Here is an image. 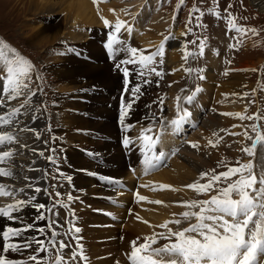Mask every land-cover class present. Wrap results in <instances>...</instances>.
<instances>
[{
    "label": "rangeland",
    "instance_id": "1",
    "mask_svg": "<svg viewBox=\"0 0 264 264\" xmlns=\"http://www.w3.org/2000/svg\"><path fill=\"white\" fill-rule=\"evenodd\" d=\"M89 2L92 4L93 0H90ZM113 2H115V0H100V3L98 5L93 2L92 6L95 8V12L97 13L96 14L98 19L97 25H92V26H89L88 24L82 26L76 25L74 27L69 28L70 24L65 22L64 13H58L54 15L52 18H49L50 20L53 21L52 23H56L58 24V26L61 25L60 28L61 30L67 32L73 31L74 34L77 33L78 36H81L82 38L77 40H72L68 37V35L67 36L64 35L61 36L60 40H57L55 43L53 42L41 43V42L31 41L30 35L32 34L31 29L35 26L40 25V22L44 21V17L41 15L40 18L38 19L39 16H34L33 14H30L28 10L29 3L28 2L26 3L25 0L24 1L0 0V41H2L4 44L9 45L10 48H15L20 55L24 56L26 59H29L35 65V72L33 73V80L30 86L33 90L37 91V95L33 97L32 99L33 102L31 106L33 109L36 108L41 109V112L39 113L29 112L32 115L36 114L40 117L36 121L34 122L32 121L33 125L40 126L41 131H43L42 143L45 140L49 141L47 147H56L58 149L57 154L62 157V159L58 162L57 165H53L49 162L45 164V158L42 157L43 160L42 169L45 168L49 173L47 177H44L45 188H47L49 191H53V189L59 190L62 193L72 192L74 197L80 199V200L75 199V201L68 202L69 205H71L69 206V208H63L60 207L59 205L53 207V203H54L53 199L49 198L44 192L36 193L37 196L43 194L42 203L48 202L47 206L49 208H53V212H58L59 214L57 217L54 216L53 213H47V216L49 217L50 220L58 219L59 224L55 225L53 229H47L46 231L48 235H44L43 237L45 238V240H48L50 238L56 240L63 239L66 244L71 245V247L65 248L62 253L65 256L66 260L70 262V264H85V262H83L80 258H77V260L74 262L71 261L73 250L78 251V249H76V240L74 239V237L80 238L79 242L80 244L83 245L84 254L88 257L86 264H130L127 254L130 253L132 250L131 242L139 238V236L147 237L150 234L149 232L137 233L136 236L131 237V234L128 232L129 231L128 228L127 230H125V228L131 223L127 221L129 220V218L131 219L133 218V215H131L127 219L128 214H130V212L134 214L138 213L139 208L141 209L140 206L141 203L147 204L150 207L153 205L156 206L150 209L151 210L150 214L157 212L156 208H161V207L165 209L171 207L177 209L174 213H172L173 211L171 213L172 214L179 213L176 216L178 217L177 219H181L182 222L180 225H175V224L172 225L170 224L171 226L169 225L171 228L173 226L172 229L174 231H177V230H182L185 227H188L190 223L196 222L195 219H192L190 221L183 219L181 214L184 211L188 210L183 206L185 202L191 200L210 199L212 195L217 194L215 189H213L208 193H197L194 190L187 188L185 185H182L181 188H183V190L186 189L185 191H183V193L179 191V186H175L177 190L175 188H174L175 190L172 189L171 191L168 189L169 192L167 191V189H163V191L159 190L161 194L155 196V198L147 196L145 201H137V199L133 197L132 195L133 192H132L128 194V196H130L131 194L130 197L132 198L130 200L131 208H129L128 211L125 212V216L119 219L120 221L117 222L114 219V217L117 214V211L119 210L118 207L116 208L117 210L115 209L116 205H118L116 198H114L113 200L106 198L105 201L108 202V204H101L99 202H102L103 199L95 196L96 193L92 196L90 192L78 191L81 190L76 186V180H78V177L73 179V185L71 186L68 185L62 178L57 177V179L55 180L51 178V174L56 171L57 167H59L65 173L67 172L69 168L67 153H71L72 151H74V149L75 150L77 149V153H80L83 157L86 156L85 157L86 159L84 160L89 163L87 159H91V158L86 153L89 151L88 149H91L92 147L84 146L83 145L84 141H81L79 138L83 137L86 139L87 137L88 140H91L94 143L95 142L99 143L100 141H102L101 142L102 144L113 145V147L116 146L115 144H117L118 147L119 144L118 139H121L123 137V135H121V128H119V130H117V132L113 134L100 132V134H98L99 136H97L98 137L97 139L92 138L93 133L90 132V130L86 132H82V131L76 132L77 130H75L71 132L72 134L70 133L68 135L73 136V138L74 136H76L77 139L74 140L70 139V143L72 145H69L70 143L69 144L67 143V139H66L67 137L64 136L66 135L68 129L65 126H63V124L61 123L62 121L61 116L62 115H70L71 117L76 116L84 121L90 119L91 116L89 115V112L83 111V109L79 108V110L76 109L71 110L68 107L64 108V105L71 103H77L79 105H87L85 104L84 97L88 96L89 93L84 88L78 89L77 91L80 90L79 93L77 91L76 93H71L72 91H68V90L61 91L60 86L58 85L55 79L56 73L53 71V69L57 66V63H55L56 60L54 59L56 58V56L58 59H63V60L67 58V56H71L73 58H76L82 63L94 64L97 66H100L101 63H109L114 67V61L109 58L107 49L104 47L107 41V34L111 30L107 28L105 25H103V20L101 19L102 16L104 17L105 13H108L103 10L104 6H107V8L111 11L109 13L110 18L113 17L116 18L113 22L110 23L111 25H115L118 19L125 20L133 27L135 26L136 28H139V30H141L142 37L145 38L146 36L151 35L150 37L153 40L158 41L156 43L154 42L152 43L153 40L145 41L147 44L146 45L143 44L141 38L135 37L136 34L129 35L127 32L122 31L121 38L128 45L141 49H146L147 50L146 54H148V52L155 51L156 47L159 46L160 43L164 40V36L171 35L172 37H174L172 30L181 33L180 36H177L176 33H174L175 37L170 38L168 41L165 42V54L163 57L164 63L163 64L157 63L156 65L158 70L162 71V76L157 77L154 74H152L151 76L147 77L152 81V83L149 84L148 86L146 85L147 87L143 91V95L140 97L141 99L140 103L142 105V107H140L141 120L143 121L144 119H147L148 120L147 123L153 126L154 129L153 134H160L161 140L158 145L160 144L163 145L164 143H167L166 141H169V138L172 137L168 145L166 144L167 147L164 148L165 151H167V156H166L167 162L166 164L165 161L162 162V165H164L166 169H163V167L160 166L159 170L150 172L149 174L145 175L148 177L144 176V179L146 181L153 182L152 181L153 178H151L152 175L158 174L159 172L162 171L170 170L169 168H171L174 162L183 161L181 157L182 156L187 157V155L184 154L185 153L184 150L187 148H192L191 144L188 143L190 141L192 143H198L202 152L204 149V152L206 154L204 155L205 161H203V163L207 164V150L210 149L209 151L210 155L213 154L216 158V161L212 163L210 169L211 170L215 169L216 174H219L220 172L223 171H227L228 167L238 166L236 163L237 161H240L241 163L253 164L254 174L256 175L258 174L257 175L258 178L261 174L256 169L255 154L249 156L248 154L246 155V153L242 151L244 146L251 147L252 144L251 143L252 141L245 139L242 133L247 128L249 135L255 138V134L251 132L250 125L256 123V121L243 120L241 123L242 129H240L237 132V133H241V135L238 136L236 135L232 136L231 134L232 131L230 130V127H227L224 130L220 129L218 133L216 134L214 133L215 136L214 135L211 136L213 139L208 138L209 140H212V144L216 145L215 147H213L212 144H209V140H207V133H205L207 132V127L204 125V122L205 123L207 122V116H208L207 112L204 115H201V117H198V120L193 124V126H188L191 124L183 125L184 126L183 129L182 130L179 129V132L173 126H170L171 125L170 122L177 115L175 110L176 97L178 96L177 94L178 93L181 94V95L179 94V97H181V105L184 104L188 105L187 103L184 102V97L189 95L188 93L189 87L192 88L193 87L195 88L197 86L199 88L202 87L201 85L205 81H202V79H198V76L199 75L204 76L205 75L204 71L207 69V67L211 68V70L216 68L215 73L213 71L212 73L215 76L217 74L218 76L220 75V77L216 76L217 80L214 81V87L210 86L211 89H214L212 90L211 93L213 94V99H214L211 102L212 104L211 108H213V111L215 112L217 110L216 105H218V104L215 105L213 103L216 102L217 99L218 93L216 95V91L218 90L223 91L224 90L223 84L228 83V82L224 83L223 81L224 80L223 75H225V73H227L226 75H229L228 67L232 65L234 66V65L248 64V63L251 64V69L237 73V74L246 75L248 77L246 78L248 84L244 85L245 87L243 86L240 89V96L241 98H243L242 100H244L246 103V104L244 103L246 106L244 115L259 114L261 117H264V66H263L264 10L260 11L255 5L252 4L251 0H185L184 4H181L180 0H167V2L166 0H149V1L146 0L144 2V4L146 3L145 6H149V5L150 6L146 13L142 12L143 15L138 13L134 14V12L130 11L127 8L125 9L127 10V13L124 10L122 14H118L117 11L119 10L111 6V3ZM98 8H100V11ZM194 8L199 9V12H194L193 11ZM156 12L161 13L162 18H165L161 21L162 25L159 27H157L158 26L157 22L160 21L158 19L160 14L158 15L157 13L156 15L155 14ZM217 13H219V15H217ZM229 13H231L233 16L236 17V23L238 26H243L246 28H255L257 29L258 34L253 35L249 33L246 36L240 37L238 42V40L236 39L238 33L235 30L230 29L227 22V17ZM133 17L135 18L133 19ZM190 18H191V23H189ZM198 24L200 25L199 27L197 26ZM101 27L106 28L107 32L103 33L105 32V30L102 29ZM161 27L164 28H163V32H161L160 34ZM189 28H191L192 30L188 31ZM124 33L125 36L123 35ZM84 38L86 39V42L85 40H83ZM129 39H131V41H129ZM175 40L176 42L177 41L182 42L183 46L179 53L180 54L182 53L183 57L186 51L185 45H187L188 52L198 53L200 48L199 46L201 42H203L204 45L203 48L205 49V52L203 51V54L200 55V57L199 55H197V57H194L192 60L193 62L192 61L190 62V57L188 58L187 61L184 60L185 63H182L180 69H178L173 63L171 62L166 63V59L168 61L172 60L171 51L174 50L172 44ZM193 41H195V43H192ZM88 45L91 47L86 48ZM94 46L96 47L95 49L93 48ZM72 49H74L75 51H71ZM6 52L7 55L10 56L11 58H13L15 55L14 53L8 52L7 50ZM77 53L79 55H77ZM202 57H204V59L200 61ZM120 58H124L123 54L118 56V59ZM159 59L160 58L158 57L157 61H159ZM259 60H261V65L259 66L256 65L258 66L256 67L254 64ZM129 67L131 68V66ZM186 68H191L193 69V71L187 72L184 70ZM196 69H203V72L197 73L195 71ZM253 69H255V71H252ZM113 75L117 77L112 81V84L117 83L118 85V83H120V79H122V74L114 70ZM36 77H41V79H37ZM206 80H207V76H206ZM83 83L87 84V82H83ZM91 85H98V83L95 84L91 83ZM100 89H101L100 90L101 94L106 96L107 99L113 100V102L112 103L110 102V104L108 105L109 108L111 109L110 112L115 113L114 111H116V109L119 107L120 104V98L118 99V94L119 92H122V89L118 90V88L113 86L109 90L108 88L106 89V87ZM1 90L2 87L0 88V91ZM206 91H207V82H205L204 93L202 94V97L207 101V95L205 93ZM185 92H187V94H185ZM245 93H247V95H245ZM226 94L228 95V93ZM75 95H78L79 97H75ZM97 95H100V93L98 92ZM171 95H173L174 97H171ZM229 96L230 94L227 97ZM162 97L164 98L163 111H161V107L158 103L160 98ZM195 97H197V95ZM125 100H127V96ZM193 101H195V98ZM113 105L114 107L115 106L116 107L114 108ZM147 105H151V107L149 108L147 107ZM97 108L100 110L101 112L100 114L105 112V107H97ZM118 109L116 113L118 115L117 117H119ZM205 110H207V107H205ZM209 110L207 111L209 112ZM223 113L224 112L222 113L220 112L221 115H223ZM85 114H88V116L86 117ZM97 118H98L97 121L101 119L100 117ZM153 118H155L154 121ZM161 118L163 119V124H161ZM115 121L116 118H109L108 116L106 118V122L108 123H112ZM144 123L146 126L147 123L146 122ZM259 123L262 130H264V119H261ZM46 126L51 127L52 129L51 133L47 131ZM146 127H148V125ZM78 128H83V127L78 126ZM130 129L138 133H140L142 130V129L137 130L134 127H131ZM93 130L94 133L96 131L99 132L97 128H93ZM183 132L187 133V138L183 136L184 135ZM52 136L57 137L54 143L51 141ZM130 137H134V135L131 134ZM114 139H116L117 142ZM259 147L261 150L264 151V144L259 145ZM157 148L159 149L157 150V152L164 151V149L161 150L162 149L161 147L157 146ZM177 149L178 151H176ZM43 150H45V154L48 155L44 143H43ZM111 152L115 153L114 151ZM111 152H108V155L106 156L107 160H110L109 156L111 155L109 154H111ZM172 152H175V155H171ZM138 155H139L138 152H135L134 155H131L130 157L132 159L131 162H133L131 163V165L135 163L137 164L141 163L142 158L138 160L137 159ZM121 159L122 160H119L117 162L126 164L125 163L126 159L125 158L123 159V157ZM115 165L119 167L117 163ZM72 166L75 167L74 164H72ZM260 166H263V163ZM205 167H207V165ZM205 167L202 171H199L195 177L190 178L191 180L188 181V184L197 181H199L200 183L208 182L207 177H205L203 180L200 179L202 172L211 171V170H207V168ZM42 169L40 171H42ZM127 169L128 167L125 170L128 171ZM116 171L117 172L120 171V167L117 168ZM40 177H42L41 173H40ZM83 178L84 179L86 178L87 180H92V178L94 177H91L86 174L85 177ZM231 179L232 180L238 179V176H234ZM41 180L43 182V179ZM126 184L127 183H125V185ZM168 185L173 186L171 184ZM42 186L40 187L42 188ZM126 186H128L127 187L128 191H131V189H129L130 188L129 184ZM126 186L122 187L121 191L124 188H126ZM219 186L226 187L227 184L221 183ZM258 186L259 185H257V187ZM93 189L96 190L97 188H93ZM105 191L108 192L106 189ZM138 191L139 194L143 196L142 194L143 191L140 190V183H139ZM158 192L153 191V193H158ZM166 193H174L180 195L182 198H180L177 201L168 202L162 199V195ZM79 194L80 196H78ZM156 198L158 200H161V202L162 201L164 202L160 204L149 202V201H156L157 200ZM120 202H122V199H120L118 203ZM176 202H180L182 204V208H177L173 206V204ZM143 210L146 211L145 208ZM196 210L198 211V209ZM118 212H120V210ZM171 213H169V216L166 217V221L172 215ZM35 215L32 216L31 221L37 224V221H34ZM125 217L126 220H123L125 219ZM136 217L138 216H135V218L132 220L131 225H129L130 228L134 223L140 224L136 222L138 220ZM113 220L115 221L114 223ZM147 221L151 222L149 219H147ZM38 224L40 225L39 227H43L45 226L46 222L40 221ZM74 226L80 227L82 232L75 233L74 230L69 231L70 229H73ZM53 230L60 233V235H58L57 237H51V231ZM65 233H67V235H65ZM143 242H144V238H139V243H143ZM165 243H168V241L160 239L159 242L156 245H154V247H162ZM55 255L56 252L55 250H53L52 251L53 258Z\"/></svg>",
    "mask_w": 264,
    "mask_h": 264
},
{
    "label": "snow or ice",
    "instance_id": "2",
    "mask_svg": "<svg viewBox=\"0 0 264 264\" xmlns=\"http://www.w3.org/2000/svg\"><path fill=\"white\" fill-rule=\"evenodd\" d=\"M93 2L98 5L100 0H93ZM180 3L184 4L185 0H180ZM193 11L199 12V9L194 8ZM125 12L127 13V10ZM101 19L105 26L111 29L107 34L104 47L107 49L109 58L114 61V70L122 74L123 78L118 113L121 130L128 133L132 126L125 123L126 118L129 117L134 105L143 95L142 90L144 87L152 83L147 77L152 74L157 77L162 76V71L158 70L156 65L157 63H164L165 42L174 37L171 35L164 36V40L156 47V50L146 54V49L130 46L121 38L122 31L131 34L133 31L131 24L118 19L115 25H111L106 18L101 17ZM227 22L229 28L238 33L236 37L238 42L240 37L249 33L258 34L255 28L238 26L236 17L231 13L228 14ZM189 23H191V18ZM191 30V28L188 29V31ZM192 43H195V41ZM186 47L187 45H185ZM199 47L201 51L198 53L185 51L183 59L187 61L189 56L202 55L203 42ZM6 50L14 53V57L9 59ZM71 51L75 50L72 49ZM121 54L124 58L118 59ZM77 55L79 54L77 53ZM158 57L160 58L159 61H157ZM0 61H3L6 65V70L0 69L4 72V75L0 76V87H2V91H0V178L27 181L23 187L18 189L13 185L0 182V198H11V202L0 205V218L11 222L19 221L21 220L20 214L31 208L36 213L34 221L46 222L43 227H37L34 222H27L23 227L12 226L11 224L7 227H0V264H70L62 253L65 248L71 247V245L66 244L63 239L50 238L45 240L37 236H32L30 239L25 238V233L33 229L42 236L48 235L46 230L53 229L55 225L59 224L58 219L50 220L47 216V213H53L54 216L58 217V212H53V208L37 202L38 196L36 193L44 192L49 198L53 199V207L59 205L63 208H69L68 202L78 198L74 197L72 192L62 193L55 189L49 191L47 188H41L32 183V178L27 175H16L13 161L17 155L15 146L20 145L19 133L31 132L35 139H41V132L38 129L30 128L27 125L19 127L21 116L28 115L29 112H41V109H33L31 106L33 97L37 95V91L30 86L35 72V65L29 59L20 55L15 48H10L2 41H0ZM184 70L187 72L193 71L191 68ZM195 71L201 73L203 69H196ZM252 71H255V69ZM36 78L41 79V77ZM134 78H138V82L133 83ZM198 79H205V77L199 75ZM200 91L201 89L197 86L190 95L184 97V102L191 104ZM125 96H127V100H125ZM21 97H23V100L18 106H10L11 101L19 100ZM158 103L161 111H163L164 98H160ZM147 107L150 108L151 105H147ZM175 110L177 116L170 123L179 131L192 113L181 106V97L179 96L176 97ZM223 115L236 116L241 120L256 121V123L250 125L255 138L249 135L247 128L242 133L245 139L252 141L251 147H244L242 151L249 156L254 155L257 146L264 144V130H262L259 123L264 117L259 114L242 115L241 113H223ZM39 118L36 114L30 117L33 122ZM154 120L155 118H153ZM161 124H163L162 118ZM46 129L51 133L50 126H46ZM153 133V126L149 125L135 139H132L129 135H124L122 139V146L129 153L134 148H138L142 156L141 163L144 166L145 175L159 170L162 162L166 160L163 151H156L161 136ZM231 134L241 135V133ZM56 139L55 136L51 137L53 143ZM43 143L49 153L48 155L45 154V150H38L35 147L31 148L32 153L45 158L47 162L53 165H57L62 159L57 154L58 149L47 147L49 144L47 140ZM188 143L194 149L199 148L198 143ZM209 144H212V141H209ZM23 146L27 147L26 144ZM212 146L215 147L216 145L212 144ZM86 154L92 156L93 159L98 157V154L92 151H88ZM171 155H175V152H172ZM32 163L35 164V161ZM236 163L238 166L228 167L227 171L219 174H216L215 169L210 172H202L200 179L203 180L207 177L208 182L206 183L197 181L186 185L187 188L197 193H208L215 189L217 194L212 195L210 199L191 200L184 203L183 206L188 210L181 214L183 219L189 221L195 219L196 221L190 223L188 227L174 231L169 225H180L182 221L181 219L169 220L158 225L166 231L154 232L152 235L145 237L143 243H139V238L133 240L131 242L132 250L127 254L130 264H264V172L258 178L253 172V164L241 163L240 161ZM30 170L36 171L38 169L31 168ZM43 172L44 176L42 178L47 177L48 171L45 169ZM86 174L107 183H119L112 176L99 174L97 171L87 170ZM234 176H238V179L232 180L231 178ZM57 177L62 178L68 185H73V175L66 174L59 167L51 174L53 180ZM221 183H226L227 186L220 187ZM257 185L259 186L257 187ZM142 187H146V185H142ZM160 188L169 189L171 186L163 184L160 185ZM28 190H31L33 194L28 195ZM136 199L137 201H145L146 197L136 192ZM149 202L162 203L159 200ZM73 230L75 233L81 232V228L78 226H74L69 231ZM58 235L60 233L57 231H51V237H57ZM74 239L78 251L73 250L71 261L74 262L77 258H80L86 264L88 257L84 254L83 245L79 242L80 238L74 237ZM160 239L166 240L168 243H165L162 247H154ZM28 249L32 251L25 259L10 258L11 253H21ZM53 250L56 252L54 258L52 256Z\"/></svg>",
    "mask_w": 264,
    "mask_h": 264
},
{
    "label": "bare ground",
    "instance_id": "3",
    "mask_svg": "<svg viewBox=\"0 0 264 264\" xmlns=\"http://www.w3.org/2000/svg\"><path fill=\"white\" fill-rule=\"evenodd\" d=\"M25 1H26V3L27 2L29 3L28 10H29L30 14H33L34 16H39L38 19L40 18L41 15L44 17V21H41L40 25L35 26L31 29V33H32L30 35L31 41L41 42V43L42 42L43 43H49V42L55 43L57 40H60L61 36H64V35L65 36L68 35V37L72 40H77V39L82 38L81 36H78L77 33L74 34L73 31H69V32L63 31L60 29L61 25L58 26V24L52 23L53 21L50 20L49 18H52L54 15H56L58 13H64L65 14V22L70 24L69 28L74 27L76 25L82 26V25H87V24L89 26H92V25H97V23H98V19L96 16L97 13L95 12V8L92 6L93 2H92V4L89 2L90 0H25ZM145 1L146 0H120V1L115 0V2L111 3V6L115 9L119 10V11H117L118 14H122V12L127 8L130 11L134 12V14L138 13V14L143 15L142 12L146 13L148 11L149 6H150V5L145 6V4H146V3L144 4ZM147 1H149V0H147ZM166 2H167V0H166ZM251 2L260 11L264 10V0H251ZM98 9L100 11V8H98ZM103 10L105 12H108V13L104 14V17L110 23L116 19L115 17L110 18L109 13L111 11L107 8V6H104ZM157 13L158 12H156L155 14L157 15ZM159 14H160V16L158 17V19L160 21L157 22V24H158L157 27L161 26L162 25L161 21L163 19H165V18H162L161 13H158V15ZM103 25H105V24L103 23ZM163 28L164 27H161L160 34H161V32H163ZM172 33H173L174 37H175L174 33H176L177 36H180V34H181L180 32H176L175 30H172ZM133 34H136L135 37L141 38L143 44H146L145 41L153 40L150 37L151 35L146 36L145 38L142 37L141 36V30H139V28H136L135 26L133 27V31L129 35H133ZM83 40H85V42H86L85 38ZM153 42L156 43L158 41L153 40L152 43ZM41 43H39V44H41ZM37 45H38V43H37ZM182 46L183 45H182L181 41L176 42V40H175L173 42L172 47L174 48V50L171 51L172 60L168 61L166 59V63L171 62L178 69H180L181 64L185 63L182 53L181 54L179 53L181 51ZM90 47L91 46L88 45L86 48H90ZM93 48L95 49L96 47L94 46ZM8 58L11 59L10 56H8ZM208 58H210V57H208ZM54 59L56 60L55 63H57V66L53 69V71L56 73L55 79H56L58 85L60 86L61 91L62 90H68V91H72L71 93H76V91L78 89L84 88L89 93L88 96L84 97L85 104H87V105H79L77 103H71V104L64 105V108L68 107L71 110H75V109L79 110V108L83 109V111L89 112V115L91 116L90 119H87V121L79 119L76 116H73V117H71L70 115H62L61 116L62 117L61 123L63 124V126H65L68 129L66 132V135H64L65 137H67L66 138L67 143L68 144L70 143V139H72V140L77 139L76 136H74V138H73V136L68 135L75 130H77L76 132H78V131L86 132V131L90 130V132L93 133L92 138H94V139L98 138L97 136H99L98 134H100V132H106L109 134L116 133L117 130H119V128H121L120 124H119V117H117L118 115L116 114L117 109L119 107L116 109V111L113 110L115 113L110 112L111 109L109 108L108 104H110V102L112 103L113 100L107 99V97L104 96L103 94H101V91H100L101 90L100 88L106 87V89L108 88V90H109L112 86L118 88V90L122 89L123 78L120 79V83H118V85H117V83L112 84V81L117 77V76L113 75V71H114L113 65H110L109 63H101L100 66H97L94 64H86V63L80 62L79 60H77L76 58H73L71 56H67V58H65L64 60L58 59L57 56ZM208 60H211V59H208ZM256 63L255 64L252 63V64H254L255 66L261 65V60H259ZM258 66H256V67H258ZM0 69L6 70V65L3 63V61H0ZM215 69L216 68L211 70V68H208V70L206 69L204 71L205 72V75H204L205 79L202 81L207 82V91L205 92L207 95V101L202 97V94L204 93V85H205V82H204L201 85L202 86L200 88L201 91L197 94V97H195V101H193L191 104H188V105H186V104L181 105L182 107L187 108L192 113L191 117L183 125L191 124L188 126H193V124L198 120V117H201V115H204L207 112V115H208L207 116V122L206 123L204 122V125L207 127V132H205V133H207V140H209L208 138H212L211 137L212 135L215 136V134L218 133V131L220 129L224 130L225 128L230 127V130L232 131V133H237L240 129H242L241 123L243 120L239 119L236 116L221 115L220 112L221 113L222 112H224V113H241L242 115H244L246 103L244 100H242L243 98H241V96H240V89L244 85L248 84V81L246 79L248 77L246 75L237 74V73L244 71V70L251 69V64L248 63V64H240V65H234V66L232 65V66L228 67V69H229L228 74L229 75H226V76L223 75L224 83H227V82L228 83L227 84L222 83L223 87H224V90H223L224 92L221 90L216 91V95H217V93H218V95H217L216 102H213V103L215 105L216 104H218V105H216L217 110L214 112L213 108H211V105H212L211 102H212V100H214L213 94H211V93H212V90H214V89H211V87L212 86L214 87V81L217 80L216 76H218V74L215 76L212 73V71L215 73ZM0 72H1L0 76H3L4 72L3 71H0ZM206 76H207V80H206ZM218 77H220V75ZM83 82H87V84H85ZM132 82L133 83L138 82V78H134ZM91 83H93V84L98 83V85H91ZM147 86H145L142 91H144ZM192 90L194 91L195 88H192ZM79 91H77V92L79 93ZM98 92L100 93V95H97ZM188 93L190 95L192 93V91L190 90V92H188ZM226 93H228V95L230 94V96L227 97L228 95ZM179 94L180 93H178L177 95L179 96ZM223 95H224V97H223ZM75 97H79V96L75 95ZM171 97H174V96L171 95ZM22 100H23V97H21L19 100L11 101L10 106H12V107L18 106L19 103L22 102ZM140 101H141V99H139V101L134 105L133 110L130 112L129 117L126 118V121H125L126 124L131 125L132 127H134L137 130L146 128L144 122L147 123V121H148L147 119H144L143 121L141 120L140 107H142V105H141ZM32 102H33V100H32ZM96 106L97 107H105V112L100 114L101 112ZM113 107H114V105H113ZM205 107H207V110L210 109L209 112L207 110H205ZM31 115L32 114L29 113L28 115L21 116V118H20L21 122H20L19 127H23L24 125H27L30 128L38 129L41 132V139H39V140L35 139L33 133H31V132L19 133L20 145L15 146L17 155L15 156V159L13 161V164L15 165L14 171H15L17 176L27 175L28 177L32 178V180H31L32 183L37 184L39 186H42L43 182L41 180L42 177H40V173H41L40 170L42 169V161L43 160H42V157H39L38 155H34L31 151V148L35 147L38 150H43V143H42L43 131H41L40 126H37V125L34 126L33 125V122L30 119ZM85 116L87 117L88 114H85ZM107 116L109 118H116V121L112 122V123L106 122ZM97 117H100L101 119H99L97 121V119H98ZM183 125L180 128L181 130L184 127ZM227 125H229V126H227ZM78 126H81L83 128H78ZM170 126H172V125H170ZM93 128H97L99 132L96 131L94 133ZM221 132H219V133H221ZM166 133H168V132H166ZM79 139L81 141H84L83 142L84 146L94 148V149L91 148L88 150L92 151L94 153H97L98 157L93 159V157L90 156L91 159H87L89 161V163H88L84 160V159H86L85 158L86 156L83 157L80 153H77V149L76 150L74 149V151H72L71 153H67L68 154L69 168H68L66 174L68 173V174L73 175L74 179L78 177V180H76V186L81 189L78 191L79 192H90L92 196L96 193L95 196L103 199L102 202H99L101 204H108V202L105 201L106 198H109L111 200L116 198L118 205H116L115 208L118 207V209L120 210V212H118L119 210L117 211V214L114 217V219L117 222H119L120 221L119 219L123 218L125 216V212H127L128 209L131 208L130 200L132 198L130 197L131 194H130V196H128V194L132 193L134 190L135 186L133 185V179L135 176H139L138 180L140 183V190L143 191L142 194L144 197L150 196V197L155 198V196L161 194L160 191H163V189L160 188V185H163L166 183L173 185V186H171V188H169L170 191L172 189H174L175 186H179V191L181 193H183V191H185L186 189L183 190V188H181L182 185L186 186L188 184V181L191 180L190 178L195 177L196 174L199 171H202L206 165H207V167H205V168H207V170H211L210 168L212 166V163L214 161H216L215 156L213 154L210 155V153H209L210 149L207 150V164H206V163H203V161H205L204 155L206 154L204 152V149L202 152L200 147L198 149L187 148V149H185L186 151L184 150V152H185L184 154H186L187 157L186 156L181 157L183 159V161L174 162L172 164L171 168H169L170 170L162 171V172H159L158 174L152 175L151 178H153L152 179L153 182H151V181H146L144 179L145 174H144V166L142 163H140V164L135 163V164L131 165V163H133V162H130L129 164H122V163L117 162L119 160H122L121 159L122 157H123V159L125 158V151H126V150H124V152H121V148H120L119 144H118V147H117V144H115L116 146L113 147V145L102 144L101 143L102 141H100L99 143H96V142L94 143L91 140H88L87 137H86V139L83 137H81ZM171 139H172V137L169 138V141ZM241 140H243V139H241ZM169 141H166L167 143H164L163 145L160 144L157 146L161 147L162 148L161 150H163L165 147H167L166 144L168 145ZM209 141H212V140H209ZM25 144L27 145V147L23 146ZM69 145H72V144L70 143ZM157 150H159V149L157 148L156 151ZM105 151H107V152H105ZM111 151H114L115 153H112ZM108 152H111V154H109V155H111V156H109L110 160L106 159ZM163 152L165 153V156H167V151H165V149ZM208 153H209V155H208ZM254 154H255V160H256V163H255L256 169L259 173H262V172H264V151L261 150L259 145H258L254 151ZM245 158H246V156H245ZM253 158H254V156H253ZM92 159H93V161H92ZM33 161H35V164L32 163ZM116 163L120 167V171H118V172L116 171V169L119 167L115 165ZM262 163H263V166H260ZM72 164H74L75 167H73ZM127 167H128V169H127L128 171L125 170ZM31 168H36L38 170L32 171V170H30ZM133 169H134V171H133ZM87 170L97 171L99 174H105V175L112 176L114 179L119 181V183H115L118 190L115 187V184L107 183L105 181H101L97 177L92 178V180H87L86 178L84 179L83 177H85ZM145 177H148V176H145ZM148 179H150V178H148ZM89 181H90V183H89ZM0 182L8 184V185H13L17 189L20 187H23L27 183V181H25L23 179L14 180L11 178H0ZM125 183H127L126 185L129 184V187H130L129 189H131V191H128V188H127L128 186H126ZM142 185H146V187H142ZM124 186H126V188H124L121 191V188ZM111 187H112V189H110ZM93 188H97V189L95 190ZM105 189L108 192H106ZM153 189H156V190H153ZM175 189L177 190V188H175ZM112 191H114V192H112ZM152 191H156V192L159 191V192L153 193ZM167 191H168V189H167ZM144 193H146V194H144ZM27 194L31 195L32 191L28 190ZM78 196H80V194ZM20 198H23V197H20ZM180 198H182L180 195H177L174 193H166V194L162 195V199L166 200L168 202L177 201ZM0 199L3 200L0 203L1 205L8 203V202H11V198H0ZM120 199H122V202L118 203ZM78 200H80V199H78ZM159 201H161V200H159ZM37 202H39V203L43 202V194L38 196ZM162 202H164V201H162ZM179 203L180 202H176L173 204V206H175L177 208H182V204L181 203L179 204ZM143 204L144 203L140 204L141 209L139 208L138 213L134 214V213L130 212V214H128V217H127V219H128L131 215H133V218L132 219L129 218V220L127 221V222L132 223V220L135 218V216H138L139 219L136 222L140 223L141 225L134 223L130 228L129 227V225H131V223H130L125 228V230H127V228H128V230H129L128 232L131 234V237L136 236L137 233L149 232L150 233L149 235H152L154 232L166 231L165 229L158 227V225L163 224L166 221V217L169 216V213H171L172 211H173L172 213H174L177 209H175L173 207L167 208V209L161 207V208H156L157 212L150 214V211H151L150 209L154 208L156 206L153 205L150 207L147 204H144V205ZM144 208L146 209V211L143 210ZM35 214L36 213L33 209L28 208L23 213L20 214L21 220H19V221L11 222V221H7L4 218H0V227H7L10 224L12 226L23 227L27 222H32L31 221L32 216ZM178 214L179 213L172 214L167 221L174 220L175 217L177 219L178 217L176 215H178ZM147 219H149L151 222H148ZM123 220H126V217ZM145 221H147V223H145ZM39 222L40 221H37V224H36L37 227L40 226L38 224ZM172 228H173V226H172ZM32 236H37L41 239H45L41 234L36 232L34 229L25 233L26 239H30ZM145 237L146 236H139V238H145ZM31 251H32L31 249H28V250H25L21 253H11L10 258L25 259L26 256Z\"/></svg>",
    "mask_w": 264,
    "mask_h": 264
}]
</instances>
